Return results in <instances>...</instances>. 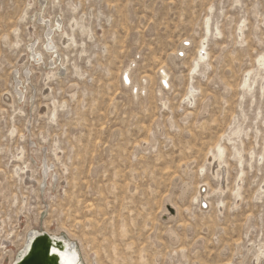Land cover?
<instances>
[{
    "label": "rangeland",
    "instance_id": "374dc122",
    "mask_svg": "<svg viewBox=\"0 0 264 264\" xmlns=\"http://www.w3.org/2000/svg\"><path fill=\"white\" fill-rule=\"evenodd\" d=\"M263 81L264 0H0V264H264Z\"/></svg>",
    "mask_w": 264,
    "mask_h": 264
},
{
    "label": "bare ground",
    "instance_id": "6f19581e",
    "mask_svg": "<svg viewBox=\"0 0 264 264\" xmlns=\"http://www.w3.org/2000/svg\"><path fill=\"white\" fill-rule=\"evenodd\" d=\"M206 28L208 29V23H207V27ZM216 32H218V31H216ZM204 46H205V44H204V41H203L202 42V47L199 50L198 61L203 60L204 57H205ZM47 48H50L51 49V45L48 44L47 45ZM33 58H35V55H33ZM196 66H197V63H196ZM126 75H127V73H126ZM165 78H166V75L164 74L163 75L164 82H165ZM125 80L128 81V77ZM263 86H264V84H263ZM209 157L211 158L212 165H216L217 169L219 170V173L218 174H219V176L222 179L224 173H226V170H223L225 168L224 167V164L219 162L222 159V157H223V150L222 149H219L217 151V154L216 155H211ZM200 189H201V187H200ZM201 197H203V195H201ZM201 200L203 201L202 198H201ZM41 233L42 232H39V231L38 232H31V234L27 237V239L24 238V242H23V245L21 247V251L15 257V259L12 260V262L10 264H16L17 262H19V260L21 258H23L28 253V250L30 248V245L32 244V242ZM45 233H47V232H45ZM48 235L53 238V239H51L49 241L51 247H50V249L48 251V256L55 257L56 260H57V264H81L80 258H79V252H78L77 248H72V247L69 246V244H68L69 240H65L63 237H59V236L52 235V234H48ZM58 240H62L63 241L64 246H63L62 249H58V248L53 247L54 243H56V241H58ZM4 248H6V247H4ZM39 257H40V255H39Z\"/></svg>",
    "mask_w": 264,
    "mask_h": 264
},
{
    "label": "water",
    "instance_id": "95a60500",
    "mask_svg": "<svg viewBox=\"0 0 264 264\" xmlns=\"http://www.w3.org/2000/svg\"><path fill=\"white\" fill-rule=\"evenodd\" d=\"M203 188H201L202 191ZM203 205V202H202ZM169 212L174 213L173 208L168 206ZM53 239L47 233H41L39 236L32 242L28 253L19 260L16 264H57V260L53 256H48V251L51 247L49 241ZM69 246L76 248L75 243L68 242ZM64 246L62 240L56 241L53 247L62 249ZM40 255V257H39Z\"/></svg>",
    "mask_w": 264,
    "mask_h": 264
},
{
    "label": "snow or ice",
    "instance_id": "6c2138e0",
    "mask_svg": "<svg viewBox=\"0 0 264 264\" xmlns=\"http://www.w3.org/2000/svg\"><path fill=\"white\" fill-rule=\"evenodd\" d=\"M125 79H127V77H125Z\"/></svg>",
    "mask_w": 264,
    "mask_h": 264
}]
</instances>
